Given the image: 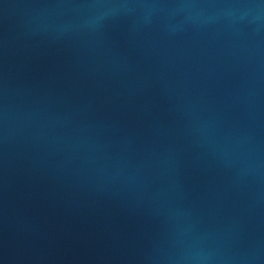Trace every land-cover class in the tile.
Returning <instances> with one entry per match:
<instances>
[{
    "label": "water",
    "instance_id": "obj_1",
    "mask_svg": "<svg viewBox=\"0 0 264 264\" xmlns=\"http://www.w3.org/2000/svg\"><path fill=\"white\" fill-rule=\"evenodd\" d=\"M0 88L264 236V0H0Z\"/></svg>",
    "mask_w": 264,
    "mask_h": 264
}]
</instances>
